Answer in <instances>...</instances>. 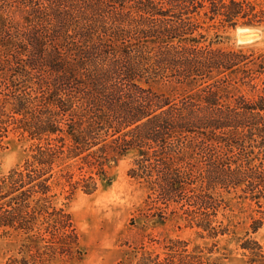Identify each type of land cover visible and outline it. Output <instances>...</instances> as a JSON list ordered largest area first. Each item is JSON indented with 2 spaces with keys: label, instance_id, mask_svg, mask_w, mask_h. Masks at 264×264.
<instances>
[{
  "label": "trees",
  "instance_id": "obj_1",
  "mask_svg": "<svg viewBox=\"0 0 264 264\" xmlns=\"http://www.w3.org/2000/svg\"><path fill=\"white\" fill-rule=\"evenodd\" d=\"M253 1L0 0V11L25 13L24 24L0 22V148L11 133L34 141L22 169L0 176V237L22 238L18 257L7 264L80 258L70 216L52 204L53 188L66 187L69 196L92 193L95 177L106 179L105 167L131 150L139 157V176L150 180L149 210L181 197L194 176L189 164L184 173L176 168L189 135L203 137V166L193 170L197 187L190 191L197 192L200 209L215 208L210 191L242 186L262 207L264 88L254 102L237 97L224 103L225 77L207 84L195 104L191 97L172 104L139 86L149 76L192 85L227 71L247 84L263 76L264 86V56L212 50L189 37L197 28L189 16L202 10L230 26L263 23L264 9ZM253 136L263 162L245 169V144ZM257 257L264 264V256Z\"/></svg>",
  "mask_w": 264,
  "mask_h": 264
},
{
  "label": "rangeland",
  "instance_id": "obj_2",
  "mask_svg": "<svg viewBox=\"0 0 264 264\" xmlns=\"http://www.w3.org/2000/svg\"><path fill=\"white\" fill-rule=\"evenodd\" d=\"M253 4L264 9V0H255ZM205 11L189 16L197 26L189 37L198 38L200 46L241 52L253 59L264 56V22L248 24L239 20L230 26L221 18L203 16ZM24 14L17 8L0 11V22L11 19L24 24ZM244 28L250 30H239ZM217 73H212V81L198 77L197 83L192 85L177 83L164 74L154 78L149 76L139 86L167 97L172 104L190 97L195 104L196 96L207 84L225 77L230 85L227 89L229 98L224 103H232L237 97L254 102L263 94V76L247 84V80L239 81L240 74ZM196 139L192 140L189 135L181 141L180 160L176 165L183 173L188 164L192 166L191 184L181 197L166 206L159 203L149 210L148 197L153 196L150 180L137 172L135 161L139 157L136 150H131L110 167L106 166V179L95 177L97 186L92 193L77 190L69 196L66 187L53 188L52 204L70 216L80 251V258L57 260L55 264H257L260 259L257 255L264 256V201L260 200L262 207L259 208L241 192L243 186L217 188L208 193L215 208L200 209L193 196L197 192H190L197 187L194 180L197 172L193 170L203 166L200 154L203 137L199 135ZM251 140L254 142L246 140L245 144L248 154L245 169L257 168L263 162L262 154L257 155L260 151L255 140L259 141V138L253 136ZM174 143L177 145V140ZM33 145L34 141L26 135L11 133L0 148V176L13 169H22L30 158ZM249 146H253L252 150ZM237 153L234 148L230 154L233 160L237 159ZM240 164L237 161L232 168ZM199 225H207L208 231ZM21 240L16 233L0 237V264L18 257Z\"/></svg>",
  "mask_w": 264,
  "mask_h": 264
},
{
  "label": "bare ground",
  "instance_id": "obj_3",
  "mask_svg": "<svg viewBox=\"0 0 264 264\" xmlns=\"http://www.w3.org/2000/svg\"><path fill=\"white\" fill-rule=\"evenodd\" d=\"M240 31L244 30V31H249L250 29L244 28V29H239ZM244 33V32H243Z\"/></svg>",
  "mask_w": 264,
  "mask_h": 264
}]
</instances>
